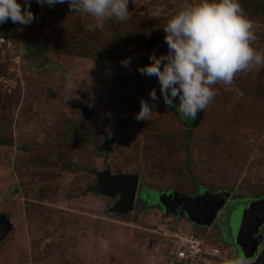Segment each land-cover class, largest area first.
Here are the masks:
<instances>
[{
    "label": "rangeland",
    "instance_id": "obj_1",
    "mask_svg": "<svg viewBox=\"0 0 264 264\" xmlns=\"http://www.w3.org/2000/svg\"><path fill=\"white\" fill-rule=\"evenodd\" d=\"M191 2L130 0L128 21L112 18L88 32L92 19L67 3L31 0L32 23L0 32V216L12 225L0 264H184L167 256L172 232L194 233L206 250L218 245L225 260L200 264L241 256L233 239L257 207L245 197L264 193V64L237 73L231 85H213L217 94L190 126L162 99L147 121L133 118L150 89L160 95L156 78L137 68L150 63L149 53L167 52L163 27ZM240 2L253 22L251 46L264 55L257 11L264 0ZM28 40L45 43L38 55L24 50ZM126 57L129 67L120 63ZM103 171L138 176L143 192L230 189L229 199L208 228L191 227L183 214L173 219L161 205L142 209L138 200L122 214L113 211L119 195L89 190Z\"/></svg>",
    "mask_w": 264,
    "mask_h": 264
},
{
    "label": "clouds",
    "instance_id": "obj_2",
    "mask_svg": "<svg viewBox=\"0 0 264 264\" xmlns=\"http://www.w3.org/2000/svg\"><path fill=\"white\" fill-rule=\"evenodd\" d=\"M129 2L35 0L37 5L49 7L67 3L70 12L92 19L85 26L88 32H95L112 18L128 21L131 18ZM30 3L31 0H23V5L18 0H0V24L9 20L20 26L31 24L35 17L29 10ZM163 31L167 52L159 56L149 53L150 63L137 68L141 74L156 78L160 95L153 88L147 100H140L139 111L133 116L137 121L150 119L161 99L179 118L195 119L217 94L213 85L217 82L231 85L237 73H247L253 65L264 64V55L251 46L256 40L253 22L244 14L239 0H194L172 15ZM120 63L129 67L131 58L126 57ZM206 258L212 257L205 256L202 260ZM216 258L225 260L221 255ZM201 261L182 263L200 264ZM228 264H247V261L237 255Z\"/></svg>",
    "mask_w": 264,
    "mask_h": 264
},
{
    "label": "water",
    "instance_id": "obj_3",
    "mask_svg": "<svg viewBox=\"0 0 264 264\" xmlns=\"http://www.w3.org/2000/svg\"><path fill=\"white\" fill-rule=\"evenodd\" d=\"M81 113L84 119H89L91 117L88 105L82 108ZM197 117H200L199 113ZM101 148L110 151V141L105 140ZM62 168L70 171L71 164H62ZM137 188L138 176L133 174L110 175L108 171H103L96 173V182L89 190L109 197L119 195V201L116 203L113 211L124 214L133 209ZM228 198L229 193L225 191L214 193L204 191L192 197L177 193H171L169 195L157 193L154 202L157 201V204L163 207L165 213L169 210L176 211L179 206V215L184 214L194 225L208 227L214 222ZM169 199H171V201H169ZM254 203L257 207H255L253 211H256L251 215L248 213V223L244 225V227L242 223H239V227L237 224L238 229H240L236 231L237 236L233 234L235 237L233 239V244L238 247L241 257L248 260L247 264H264V243L262 244L264 236L259 232V228L264 224V198L258 201L256 200ZM0 227L1 241L12 228L10 221L4 215L0 216ZM249 260L252 261L249 262Z\"/></svg>",
    "mask_w": 264,
    "mask_h": 264
},
{
    "label": "built area",
    "instance_id": "obj_4",
    "mask_svg": "<svg viewBox=\"0 0 264 264\" xmlns=\"http://www.w3.org/2000/svg\"><path fill=\"white\" fill-rule=\"evenodd\" d=\"M168 256L179 262H200L205 256L220 257L221 252L217 247L204 250L203 242L193 234L172 232L168 234Z\"/></svg>",
    "mask_w": 264,
    "mask_h": 264
},
{
    "label": "trees",
    "instance_id": "obj_5",
    "mask_svg": "<svg viewBox=\"0 0 264 264\" xmlns=\"http://www.w3.org/2000/svg\"><path fill=\"white\" fill-rule=\"evenodd\" d=\"M239 3L241 4V2H240V0H239ZM242 7V6H241ZM242 9H245L244 7H242ZM257 11H258V13H262V14H264V4H259L258 5V8H257ZM33 13V12H32ZM33 15H34V17L36 16V14H34L33 13ZM8 24H10L9 25V27L11 26V28H12V26H15V27H17V26H20V25H17V24H13L10 20L9 21H6V23H3V24H0V32H2L3 30H6V29H8L9 27H8ZM32 41H35V42H37L38 44H45L44 42H40L39 40L37 41V40H30V42H32ZM27 42H29V40L27 41ZM26 42V43H27ZM45 47V46H44ZM46 48V47H45ZM63 48H64V46H63ZM47 52V51H46ZM175 111V110H174ZM176 112V111H175ZM85 120H87V119H85ZM184 122H186V124H187V126H190L191 124H190V121H188L189 120V118H184V119H182ZM191 123H192V121H191ZM187 141L189 140V136H190V133H191V131H190V129H188L187 131ZM106 138L107 137H105V140H106ZM104 140V141H105ZM184 147H186L187 148V145L185 144V146ZM102 152H104V155H107V154H109V152L110 151H107V150H104L103 148H101L100 149ZM186 166L188 165V160H187V153H186ZM203 188L202 186H199L198 185V188ZM232 188V187H231ZM204 189V188H203ZM204 191H206L205 189H204ZM219 191H225V189L224 190H217V192H219ZM230 191V189H228V191H225V192H229ZM151 193V194H150ZM203 193V192H202ZM212 193H214V192H212ZM137 194H138V196L136 197V200H138V202H140V203H142V209H147V208H154V207H156V205L153 203L154 201H153V199L151 200V197H153V198H155L156 196H157V193L155 192V191H144L143 192V189H142V186H140L139 187V191L137 192ZM142 194H147V197L146 198H144V197H142ZM148 194H150L149 196H148ZM181 194V193H180ZM181 195H183V196H189V197H192V196H195V195H198V193H193V194H181ZM242 197V196H241ZM264 197V193H261V194H258L257 196H247V197H245L246 199H248V200H258V199H261V198H263ZM146 200H149L150 201V203L149 202H146ZM170 211V210H169ZM168 211V212H169ZM187 219V218H186ZM195 225H193V224H191V227H194ZM196 228H199L198 226H196ZM191 230H193L192 228H191ZM192 234H194V233H192ZM195 235V234H194ZM217 245V244H216ZM216 245H214V246H216ZM203 246H205V244L203 243ZM213 246V245H212ZM217 247H218V245H217Z\"/></svg>",
    "mask_w": 264,
    "mask_h": 264
},
{
    "label": "flooded vegetation",
    "instance_id": "obj_6",
    "mask_svg": "<svg viewBox=\"0 0 264 264\" xmlns=\"http://www.w3.org/2000/svg\"><path fill=\"white\" fill-rule=\"evenodd\" d=\"M41 45L42 44H38L37 42H27L26 44H25V46H24V50H27L28 51V47H30V48H32L33 50L35 49L36 50V52H39L40 51V49H41ZM35 52V51H34ZM34 57V56H33ZM139 187H140V185L138 186V188H137V192L139 191ZM264 198V197H263ZM153 199V197H151V200ZM229 199V198H228ZM227 199V200H228ZM262 199V198H261ZM258 200H260V199H258ZM256 200H254V202H255ZM227 202V201H226ZM156 206H158V208L160 207V205H158L157 203H156ZM160 209L162 210V208L160 207ZM163 211V210H162ZM179 211H180V207L178 206L177 207V210L176 211H169V213L171 214V217L174 219V218H177V217H179V216H181V215H179L180 213H179ZM164 212V211H163ZM184 215V214H183ZM185 216V215H184ZM185 220V219H184ZM188 220V219H187ZM189 221V220H188ZM189 223L190 224H193L191 221H189ZM194 225V224H193ZM195 226H198V225H195ZM199 227V226H198ZM263 229H264V227H262ZM0 231H1V227H0ZM261 234H263V236H264V230H262L261 232H260ZM264 243V239H263V241H262V244ZM261 244V245H262ZM239 251V250H238ZM259 254V253H258ZM252 260H254V259H252ZM252 260H249V262L250 261H252Z\"/></svg>",
    "mask_w": 264,
    "mask_h": 264
}]
</instances>
